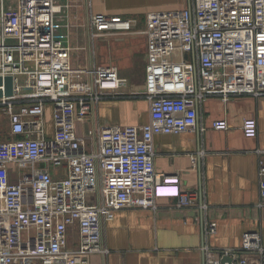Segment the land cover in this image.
<instances>
[{
	"label": "built area",
	"instance_id": "1",
	"mask_svg": "<svg viewBox=\"0 0 264 264\" xmlns=\"http://www.w3.org/2000/svg\"><path fill=\"white\" fill-rule=\"evenodd\" d=\"M17 1L15 8L0 0V77L14 79L13 96L0 98L10 135L0 141V264H91L92 255L110 253L105 226L119 211L156 209L161 198L189 207L198 199L179 176L156 172L154 137L204 132L199 107L209 97H264V0H188L183 10L148 13L139 32L147 39L145 90L132 95L149 102V122L94 128L85 122L96 119L100 101L119 95L127 80L115 67H72L71 0ZM61 12L68 21L65 40L55 37ZM89 26L97 39L133 33L138 23L91 14ZM214 129L228 125L219 121ZM242 129L257 137V120L246 119ZM203 153L192 156L194 165ZM256 153L264 198V150ZM199 210L208 238L217 223L206 220L205 204ZM202 249L205 264H230L223 259L234 253ZM239 253L237 264H264L261 234L246 235Z\"/></svg>",
	"mask_w": 264,
	"mask_h": 264
},
{
	"label": "crops",
	"instance_id": "2",
	"mask_svg": "<svg viewBox=\"0 0 264 264\" xmlns=\"http://www.w3.org/2000/svg\"><path fill=\"white\" fill-rule=\"evenodd\" d=\"M81 1L83 15L80 19L84 20L83 26L89 37H92L89 26L91 14L120 16L146 26L148 13L179 11L189 3L188 0ZM62 2L59 0V3ZM75 11L71 9L72 30L83 27L79 25ZM91 47L96 58L98 56V63L107 60L106 64L93 61L95 64L92 65L114 66L120 78L121 69L133 68V75L137 74V79H143L144 84L131 94L119 92L117 96L108 95L100 101L96 119H89L85 126L147 124L149 102L144 97L132 95L145 90L148 63L145 35L133 32L100 36ZM88 50L92 53L90 47ZM199 114L206 129L204 132L154 137L156 172L164 176H179L183 189L197 191L199 196L194 205L179 207L177 199L161 198L157 200L156 209L128 208L119 211L105 226L104 244L110 253L106 256L92 255L91 264H205L204 245L215 251L232 249L234 253L227 262L237 264L246 235L261 234L264 245V198L261 196L259 157L256 153L259 149L264 150V97L243 95L231 97L228 101L217 96L209 97L201 103ZM251 118L258 122L255 138H247L242 129L244 121ZM46 119L48 132L52 134L51 106L46 107ZM219 121H225L228 129H214V123ZM8 139L9 133L0 135V141ZM200 151L204 153L194 165L192 156ZM201 204L208 209L206 220L217 223L216 234L208 238L203 234ZM76 242L74 235L71 240L73 247ZM246 256L250 263L254 262V254Z\"/></svg>",
	"mask_w": 264,
	"mask_h": 264
},
{
	"label": "rangeland",
	"instance_id": "3",
	"mask_svg": "<svg viewBox=\"0 0 264 264\" xmlns=\"http://www.w3.org/2000/svg\"><path fill=\"white\" fill-rule=\"evenodd\" d=\"M8 5H13L15 8L18 6V1L17 0H6ZM66 0H63L62 4L65 3ZM71 3L74 5L75 15L77 17V21L79 25L83 26L84 20L80 19L81 16L83 15L82 9H83V1L81 0H71ZM73 15V12H72ZM71 17V13H70ZM81 20V21H80ZM74 22V21H73ZM71 23V25L73 24ZM55 23L57 25V29L55 30V37L58 39H64L68 38V29H67V17L64 15L62 12L61 13H56L55 16ZM78 25V24H77ZM81 26V27H82ZM145 29V23H138L137 29L135 32L139 34V31ZM78 38V40H77ZM70 39H71V46L73 47V52H72V67L74 69H88L90 65L92 64H106V59L101 61V63H98V56L96 58L94 49L91 47L92 42L95 41L92 37H89L87 29L85 26H83L80 29H71L70 31ZM8 45L14 46L18 44L17 40H8L7 42ZM89 47L91 48V52H89ZM97 53V51H96ZM101 60V59H100ZM93 61L95 63H93ZM110 64V63H107ZM109 67H114V66H109ZM121 78L125 79L124 76L128 77L126 78L128 83V86L125 88H122L118 92H123L125 94H131L133 91L139 90L143 86V79H137V74L133 75V68L130 69H121ZM124 75V76H123ZM5 117L0 116V135L4 136L6 133L8 134L9 132V125L6 123ZM89 143V141H88ZM89 149V148H88ZM75 239H78V235L75 234Z\"/></svg>",
	"mask_w": 264,
	"mask_h": 264
},
{
	"label": "water",
	"instance_id": "4",
	"mask_svg": "<svg viewBox=\"0 0 264 264\" xmlns=\"http://www.w3.org/2000/svg\"><path fill=\"white\" fill-rule=\"evenodd\" d=\"M3 85L5 87V90L4 91L0 90V98H2L3 96L12 97L14 94V79L10 76L6 78L0 77V86H3ZM227 260L228 258H224L223 262Z\"/></svg>",
	"mask_w": 264,
	"mask_h": 264
}]
</instances>
